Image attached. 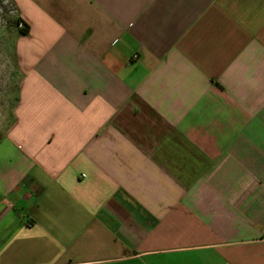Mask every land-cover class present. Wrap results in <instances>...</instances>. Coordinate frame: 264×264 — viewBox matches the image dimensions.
I'll return each instance as SVG.
<instances>
[{
    "label": "crops",
    "instance_id": "obj_1",
    "mask_svg": "<svg viewBox=\"0 0 264 264\" xmlns=\"http://www.w3.org/2000/svg\"><path fill=\"white\" fill-rule=\"evenodd\" d=\"M10 1L0 264H264V0Z\"/></svg>",
    "mask_w": 264,
    "mask_h": 264
},
{
    "label": "rangeland",
    "instance_id": "obj_2",
    "mask_svg": "<svg viewBox=\"0 0 264 264\" xmlns=\"http://www.w3.org/2000/svg\"><path fill=\"white\" fill-rule=\"evenodd\" d=\"M14 9L13 5L6 0H0V137L3 134L5 125V103L11 105L14 101L16 94L15 87L6 84L9 80L10 67H5V62L14 60L15 53V40L17 38L18 28L11 22L15 12L10 10ZM15 77V75H14Z\"/></svg>",
    "mask_w": 264,
    "mask_h": 264
},
{
    "label": "trees",
    "instance_id": "obj_3",
    "mask_svg": "<svg viewBox=\"0 0 264 264\" xmlns=\"http://www.w3.org/2000/svg\"><path fill=\"white\" fill-rule=\"evenodd\" d=\"M8 3H10V4H12L11 3V1L10 0H6ZM13 5V4H12ZM14 7V6H13ZM11 22L17 27V24L19 23V22H21L22 23V27L21 28H18V31L20 32V33H22V34H27V32H28V27H27V25L26 24H24L21 20H20V18L19 17H17L15 14H14V16H13V19L11 20Z\"/></svg>",
    "mask_w": 264,
    "mask_h": 264
},
{
    "label": "built area",
    "instance_id": "obj_4",
    "mask_svg": "<svg viewBox=\"0 0 264 264\" xmlns=\"http://www.w3.org/2000/svg\"><path fill=\"white\" fill-rule=\"evenodd\" d=\"M11 12H15V10L14 9H11L10 10ZM23 25H22V23L21 22H19L18 24H17V28H21Z\"/></svg>",
    "mask_w": 264,
    "mask_h": 264
}]
</instances>
